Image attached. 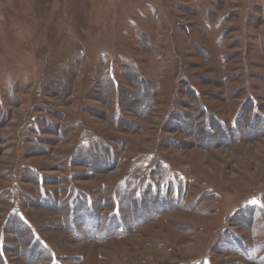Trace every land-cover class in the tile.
Returning <instances> with one entry per match:
<instances>
[{
  "label": "rangeland",
  "instance_id": "rangeland-1",
  "mask_svg": "<svg viewBox=\"0 0 264 264\" xmlns=\"http://www.w3.org/2000/svg\"><path fill=\"white\" fill-rule=\"evenodd\" d=\"M0 264H264V0H0Z\"/></svg>",
  "mask_w": 264,
  "mask_h": 264
}]
</instances>
